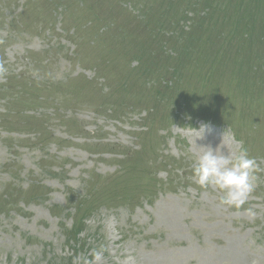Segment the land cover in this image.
<instances>
[{
	"label": "rangeland",
	"instance_id": "rangeland-1",
	"mask_svg": "<svg viewBox=\"0 0 264 264\" xmlns=\"http://www.w3.org/2000/svg\"><path fill=\"white\" fill-rule=\"evenodd\" d=\"M126 54L170 73L164 102L109 105L98 66ZM0 65V264H86L100 245L95 264H264V0H0ZM209 148L256 161L240 209L192 179ZM92 180L112 195L88 212Z\"/></svg>",
	"mask_w": 264,
	"mask_h": 264
},
{
	"label": "clouds",
	"instance_id": "clouds-1",
	"mask_svg": "<svg viewBox=\"0 0 264 264\" xmlns=\"http://www.w3.org/2000/svg\"><path fill=\"white\" fill-rule=\"evenodd\" d=\"M6 71L0 65V72ZM256 161L248 154L247 149L240 148L233 156L217 154L212 149H207L195 161L192 179L201 187H216L223 195L220 204L230 208L240 209L253 191V172ZM247 214L253 215L252 210L246 209ZM107 248L100 245L92 250V260L86 264L99 262Z\"/></svg>",
	"mask_w": 264,
	"mask_h": 264
}]
</instances>
